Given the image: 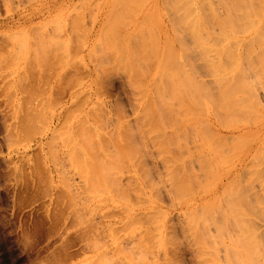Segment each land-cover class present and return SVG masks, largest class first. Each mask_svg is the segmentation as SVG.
Here are the masks:
<instances>
[{
	"label": "rangeland",
	"instance_id": "rangeland-1",
	"mask_svg": "<svg viewBox=\"0 0 264 264\" xmlns=\"http://www.w3.org/2000/svg\"><path fill=\"white\" fill-rule=\"evenodd\" d=\"M53 1L0 0V264H264V0Z\"/></svg>",
	"mask_w": 264,
	"mask_h": 264
},
{
	"label": "bare ground",
	"instance_id": "bare-ground-1",
	"mask_svg": "<svg viewBox=\"0 0 264 264\" xmlns=\"http://www.w3.org/2000/svg\"><path fill=\"white\" fill-rule=\"evenodd\" d=\"M54 1H56V0H54ZM54 1H53V2H54ZM63 1H64V0H63ZM63 1L60 0L61 4H62ZM220 1H221V0H220ZM222 1H223V0H222ZM237 1H238V0H237ZM241 1H242V0H241ZM60 2H59V0H58L57 4L60 3ZM230 2H231V1H229V3H230ZM55 3H56V2H55ZM224 3H225V2H224ZM226 3H227V2H226ZM231 3H232V2H231ZM234 3H236V1H235ZM239 3H240V1H239ZM239 3H238V4H239ZM52 4H53V3H52ZM238 4L236 3L235 5L237 6ZM240 4L242 5V3H240ZM240 4H239L238 6H240ZM53 5L56 6V4H53ZM222 5H223V4H222ZM225 5H226V4H225ZM231 5H232V4H231ZM233 5H234V4H233ZM235 5H234V9L236 8V10H237L238 12H239V10H242V9L244 8V6H243L242 9H239V7H236ZM49 6H50V5H49ZM51 6H52V5H51ZM51 6L47 8V9H50L49 13L52 11V10H51V9H52ZM55 6H54V8H55ZM231 7H232V6H231ZM231 7H229V9H230ZM54 8H53V9H54ZM39 9H40V8H39ZM229 9H228V10H229ZM238 9H239V10H238ZM244 9H245V8H244ZM33 10H34V9H33ZM37 10H38V9H37ZM44 10H46V9H44ZM44 10H43V11H44ZM236 10H235V12H236ZM38 11H39V10H38ZM229 11H230V10H229ZM232 11H233V10H232ZM41 12H42V8H41ZM45 12H46V11H45ZM45 12H44V13H45ZM38 13H39V12H36V11L34 10V11L30 12L29 14H27V16H26V14H25V16H22V15H23V14H22L21 17L18 18V22L26 23L27 21H28V22H29V21H32V20H34L35 16L38 15ZM42 13H43V12H42ZM56 13H57V12H56ZM213 13H214V12H213ZM227 13H228V12H227ZM229 13H230V12H229ZM229 13H228V14H229ZM47 15H48V14H47ZM230 15H232V14L230 13ZM19 16H20V15H19ZM200 16H201V14H200ZM226 16H228V15H226ZM201 17H203V16H201ZM237 17H238V16H237ZM198 18L200 19V17H198ZM217 18H218V17H217ZM217 18H216V19H217ZM231 18H232V17H231ZM202 19H203V18H202ZM227 19L230 21L229 18H227ZM21 20H22V21H21ZM204 20H205V19H204ZM208 20H209V19H208ZM231 20L233 21L234 19L232 18ZM202 21H203V20H202ZM222 21H223V19H222ZM256 21H258V20H256ZM256 21H255V22H256ZM9 22H10V21H5V22H4V25H7ZM14 22H15V21H14ZM16 22H17V21H16ZM193 22L195 23V20H194V19H193ZM197 22H198V21H197ZM216 22H217V20H216ZM219 22H220V19H219ZM230 22H231V21H230ZM236 22H237V20H236ZM236 22H233V23H236ZM238 22H240V21H238ZM12 23H13V21H12ZM225 23H227V22H225ZM233 23L231 22L232 25H233ZM256 23H257V22H256ZM192 24H193V23H191V25H192ZM196 24H197V23H196ZM222 24H223V23H222ZM222 24H221V25H222ZM238 24H240V23H238ZM251 24L254 25V23H251ZM258 24H259V23H258ZM258 24H257V25H258ZM260 24H261V23H260ZM197 25H198V24H197ZM224 25H225V24H224ZM234 25H235V28H236V24H234ZM241 25H242V23H241ZM253 25H252V26H253ZM2 26H3V25H2ZM228 26H229V25H228ZM250 26H251V25H250ZM255 26H256V25H254V27H255ZM263 26H264V25H263ZM31 27H32V29L34 28L33 26H31ZM223 27H224V26H223ZM223 27H222V28H223ZM225 27H226V26H225ZM192 28H195V26H194V27L192 26ZM222 28H221V29H222ZM227 28H228V27H227ZM230 28H231V27H230ZM235 28H234V29H235ZM249 28H250V27H249ZM249 28H245L244 31H246V29L248 30ZM251 28H252V27H251ZM257 28H259V27H257ZM192 30H193V29H192ZM194 30H195V29H194ZM224 30H225V29H224ZM224 30H223V31H224ZM228 30H229V29H228ZM228 30H226V31H228ZM229 31H230V30H229ZM229 31H228V32H229ZM234 31H235V30H234ZM234 31H233V32H234ZM255 31L257 32L258 29H256ZM259 31H260V28H259ZM259 31L257 32L258 34H256V35H258V36L260 35V36L257 38V40H258V39H260V40L262 39L263 42H264V38H262V37H264V35L262 36V32H261V34H260ZM262 31H264V28L262 29ZM224 32H225V31H224ZM224 32H223V33H224ZM228 32H226V33H227V36H229V34H230L231 31L229 32V34H228ZM233 32L231 33L232 36H233ZM263 34H264V33H263ZM194 35H195V34L193 33V36H194ZM200 35H201V34H200ZM222 35H223L222 40H224V39L226 38V35H225V34H222ZM246 35H247V34H246ZM195 36H196V35H195ZM224 36H225V38H224ZM234 36H235V34H234ZM252 36H253V34H252ZM198 37H200V36L198 35ZM220 37H221V36H220ZM228 38H229V37H228ZM240 38L243 39V37H240ZM249 38H250V37H249ZM220 39H221V38H219V39H215V40H217L216 42H214L215 45H212L213 42L210 44V40H209V41H208V45H207V47H206L207 51H208V49H210V50H211V49H213V50L215 49V52H216V50L219 51L220 54H219L218 57L216 58L217 61H216V60H212V59H213V58H212V59H211L212 61L209 60L210 62H208V58H206V57H204V60L207 61L208 64H209V65L211 66V68L213 69V71H214V72H213V73H214V79H215V81L217 82V84L219 85V87L221 86V87L223 88V90H222L221 87H220V93H221V90H222V95H223L224 97H226V96L229 97L228 99H229V101H230V100L233 99L232 97H231V99H230V96H234V92H235L234 88H233V89L231 88V86H234V85H233V84L230 85V82H232L231 79H233L234 77H236L235 74L239 73V72L241 71V69H239L240 67L238 68V70H240V71H238V70L236 69V68H237V65H238V58H239V57H237V55L235 54V52L237 51V50H236L237 47L234 46L235 44H232V45H233L232 48L235 47L236 49H234V50H236V51H233V52H232V50H230V48H229L228 45H226V44H225V45H222L223 43L220 45V43L218 42V40L220 41ZM226 39H227V38H226ZM230 39H231V38H230ZM234 39H235V41L238 40L237 37H234ZM234 39H233V41H234ZM204 40H205V39H204ZM251 40H253V38L250 39V41H251ZM196 41L199 42L200 40L197 39ZM225 41H226V43H227V40H225ZM241 41H242V40H241ZM248 41H249V40H248ZM217 42H218V43H217ZM229 42H230V41H228V44H229ZM200 43H201V46H203V45H202V41H200ZM200 43H199V44L196 43V44L194 45V47L197 48L198 45H200ZM224 43H225V42H224ZM233 43H234V42H233ZM236 43H237L238 47H239V45H241L240 43H238V41H237ZM209 44H210L211 46H213V47L209 46ZM216 44H219L220 46H218V45H216ZM250 44H251V43H250ZM229 45H231V43H230ZM237 45H236V46H237ZM244 45L248 46V48H249V45H248V44L245 43ZM216 46H217V47H216ZM215 47H216V48H215ZM250 47H251V45H250ZM198 48H199V50H200L202 47L199 46ZM202 50H204V49L202 48ZM202 50H201V52H202ZM211 51H212V50H211ZM250 51H251V50H250ZM250 51H248V52L250 53ZM88 53H89V52H88ZM202 53H203V52H202ZM204 53H205V52H204ZM217 53H218V52H217ZM221 53H222L223 55L225 54L224 56L227 55V56L225 57V59H226L227 57H229L228 59H230V60H227V59H226V60L231 62L230 68L227 69V67L225 68V66L223 65V61H224L225 59H223L224 57H223V55H222ZM252 55H253V54L249 55L248 58H247L248 55L246 56V59H247L248 62H249L248 59H252V58H250V56H252ZM5 56H6V60L9 61V59H8V58H9V57H8L9 55H8V54H7V55L5 54L4 57H5ZM174 57L177 58V57H176V54L173 55L171 61L175 60ZM240 58H241V57H240ZM263 59H264V58H263ZM171 61H170V63H171ZM196 61H197V59H196ZM198 61H199V60H198ZM200 61H201V60H200ZM205 61H204L202 64H201V62H200V64L203 66L204 63H205ZM227 61H226V62H227ZM251 61H252V60H251ZM176 62L178 63V61H176ZM207 62H206L205 65H207ZM224 62H225V61H224ZM241 62H242V61H241ZM241 62H240V63H241ZM174 63H175V62H174ZM174 63L171 64V69H172L173 71H176V75H177V74H178L177 70H178V69L180 70V68H182V67L178 68L179 64H177V65H178V66H177L176 63H175V65H173ZM196 63H197V62H196ZM191 64H192V63H191ZM193 64H194V63H193ZM193 64H192V65H193ZM200 64H199V62H198V65L202 68V66H201ZM259 64H260V63H259ZM262 64H263V63H262ZM194 65H195V64H194ZM198 65L196 64V66H198ZM205 65H204V66H205ZM172 66H173V67H172ZM176 66H177V67H176ZM200 67H199V69H201ZM196 68H197V67H196ZM261 68H264V67H262V65H261ZM179 70H178V71H179ZM260 70H262V69H260ZM237 71H238V72H237ZM261 72L263 73V70H262ZM178 75H179V74H178ZM188 76H189V75H188ZM263 76H264V73H263ZM175 77H176V76H175ZM175 77H174V78H175ZM178 78H179V77H178ZM184 78H185V80H187V76L184 77ZM184 78H183V79H184ZM190 79H191V78H190ZM190 79H189V80H190ZM241 80H242V82H244V78H242ZM241 80H239V81H241ZM183 81H184V80H183ZM190 81H191V80H190ZM235 81H237V79H236ZM235 83H236V82H235ZM192 87H193V85H192V83H190V88H189V86H188V88H189L188 91H190V94H191L192 96H194V95H195V94L193 93V89H194V88L192 89ZM232 90H234V91H232ZM224 91H225L226 95H225ZM222 98H223V97H222ZM228 99L225 100V102H226V101L229 102ZM222 100H223V99H222ZM223 101H224V100H223ZM223 103H224V102H223ZM221 104H222V102H221ZM221 106H222V105H221ZM224 107H225V106H224ZM224 107H223V108H224ZM26 117H27V116H26ZM26 117H25V119H27V120L29 119V121H25V123H26L25 128L30 130V129H32V124H28V123L30 122L31 117H29V116H28L29 118H26ZM32 118H33V115H32ZM59 119H60V112H59V113H56V114L54 113L53 116L51 117V121H52V120H59ZM32 120H35V119H32ZM32 120H31V121H32ZM49 120H50V119H49ZM27 122H28V123H27ZM51 123H52V122H51ZM27 124H28V125H27ZM49 124H50V123H49ZM29 125H30V126H29ZM43 144H44V143H43ZM51 155L54 156V153L51 154Z\"/></svg>",
	"mask_w": 264,
	"mask_h": 264
}]
</instances>
